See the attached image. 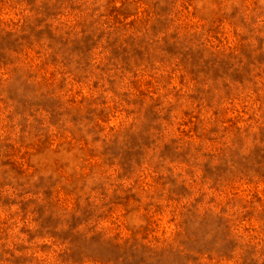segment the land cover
I'll return each mask as SVG.
<instances>
[{
	"label": "rangeland",
	"instance_id": "1",
	"mask_svg": "<svg viewBox=\"0 0 264 264\" xmlns=\"http://www.w3.org/2000/svg\"><path fill=\"white\" fill-rule=\"evenodd\" d=\"M0 264H264V0H0Z\"/></svg>",
	"mask_w": 264,
	"mask_h": 264
}]
</instances>
